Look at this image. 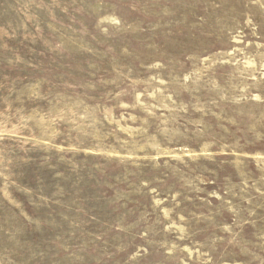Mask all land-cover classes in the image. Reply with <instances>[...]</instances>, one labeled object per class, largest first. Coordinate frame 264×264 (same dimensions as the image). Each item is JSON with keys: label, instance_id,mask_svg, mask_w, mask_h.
Returning a JSON list of instances; mask_svg holds the SVG:
<instances>
[{"label": "rangeland", "instance_id": "rangeland-1", "mask_svg": "<svg viewBox=\"0 0 264 264\" xmlns=\"http://www.w3.org/2000/svg\"><path fill=\"white\" fill-rule=\"evenodd\" d=\"M0 264H264V0H0Z\"/></svg>", "mask_w": 264, "mask_h": 264}]
</instances>
